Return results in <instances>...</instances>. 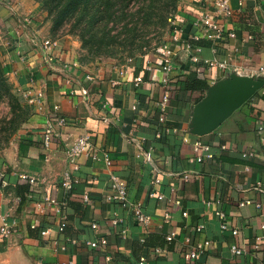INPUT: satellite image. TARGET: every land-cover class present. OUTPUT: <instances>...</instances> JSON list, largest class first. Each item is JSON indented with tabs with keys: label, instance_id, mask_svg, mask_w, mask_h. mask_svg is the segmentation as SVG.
<instances>
[{
	"label": "crops",
	"instance_id": "obj_1",
	"mask_svg": "<svg viewBox=\"0 0 264 264\" xmlns=\"http://www.w3.org/2000/svg\"><path fill=\"white\" fill-rule=\"evenodd\" d=\"M238 1L230 0L228 18L215 12L214 0L182 1L174 15L180 40L171 42L174 55L169 75L174 89L166 119L160 122L157 101L165 85L159 52L134 56L122 64L104 59L82 61L79 39L53 32L41 3L0 0V35L9 42L0 48V60L25 111L0 156V226L3 222L15 225L8 236L0 234V264H137L141 256L144 264H194L185 253L191 244L205 239L210 243L200 257L203 264L264 263V229L260 227L264 223V193L254 188L257 181L264 182V100L260 97L264 84L204 135L191 130L194 106L206 96L207 88L185 89L188 78H205L209 85L232 73L264 78L258 71L264 66V0H243L242 7ZM203 14L213 17L223 32L232 31L236 36L218 40L204 36L193 24L194 18ZM25 17L30 22L22 26ZM171 35L172 30L167 42ZM42 38L57 39L50 50L55 59L51 64L44 61L42 48L34 41ZM193 54L199 63L193 62ZM226 57L230 66L225 70L201 62ZM148 61L150 70L146 69ZM123 65L128 70L121 75ZM137 74L143 81L134 85L132 78ZM24 91L34 99L38 92L43 97L39 102L29 101ZM54 105H59L55 111ZM56 116L64 117L65 124L56 126L49 145L44 146V123ZM83 133L90 135L99 155L109 152L110 169L102 160L66 157V144ZM196 138L210 146L211 159L191 161ZM140 145L153 148L154 163L164 171L158 186L151 185V166L136 156ZM74 164H79L78 170L72 168ZM66 169L71 170L74 183L71 191L61 186ZM109 170L126 181L129 199L140 202L143 210L153 215L150 225H139L129 209L107 199L111 192ZM186 172H193L188 180L183 179ZM20 173L39 180L30 184L19 179ZM152 188L163 194L162 200L148 196ZM85 193L88 201L82 199ZM45 195L63 204L67 222L62 232L57 230L60 215L55 208L36 206ZM175 196L181 198V205L173 202ZM244 198L260 202L261 209L253 204L240 206ZM205 200L212 203L207 205ZM184 208L187 217L181 215ZM218 210L225 214V230L220 228ZM165 212L170 223L161 230L157 225ZM114 218L122 221L113 224ZM32 223L35 229L30 228ZM92 223L97 228L93 229ZM197 225L202 226L200 232L195 230ZM41 228L51 230L41 235ZM232 228L238 229L236 235L230 232ZM171 230L175 236L167 242L164 236ZM260 235V248L254 251L251 245ZM99 238H105L106 245L92 248L86 244V240ZM233 243L244 248L242 255L231 253ZM158 247L164 251L155 253Z\"/></svg>",
	"mask_w": 264,
	"mask_h": 264
},
{
	"label": "built area",
	"instance_id": "obj_2",
	"mask_svg": "<svg viewBox=\"0 0 264 264\" xmlns=\"http://www.w3.org/2000/svg\"><path fill=\"white\" fill-rule=\"evenodd\" d=\"M7 3V4H6ZM5 5L7 7H10L9 3L6 2ZM1 4H3V2H0V6ZM238 4L240 7L243 6V0H239ZM214 6H215V12L219 15H222L224 18H228L231 13H232V8L230 5V0H214ZM28 22H30V19L25 17L23 19L21 23L22 26H25V24H27ZM193 24L195 26H199L202 29L203 35L212 39H222L223 37H229V38H234L236 36L235 32H223L221 30V28L217 25V23L215 22V20L213 19V17H211L210 15H199L198 17H195L193 20ZM171 26H172V35L170 37V42H164L163 44H161V46L159 47V54H160V59H161V68L164 72V77L162 78V82L165 85V90L162 94V96L160 97V99L157 101V107L159 110V121L163 122L166 119V114L168 112V107H169V101H170V93L172 91V89H174L171 85H170V72L172 70V56L174 55V48L172 47L171 42L172 41H178L180 40L179 37V29L175 24V16L174 18L171 20ZM15 33H17V30L15 31ZM195 39L198 38V35L194 37ZM251 36H248L247 39H250ZM35 43L40 44L42 51L44 53V61L48 64H51L55 59L54 56L50 53V50L55 47L57 45V39L55 38H42L40 41L38 39H34ZM9 44V42L7 40H5L3 37H1L0 35V48L2 46H7ZM196 51H200V48L197 47ZM192 60L194 63H199L200 60L198 58V56L196 54H193L191 56ZM131 60V58H128L127 62H129ZM203 66L207 65L209 67L211 66H215L217 68L220 69H227L230 66V62H229V58L226 57L222 60H216V59H202L201 60ZM148 67L146 69L150 70L151 66L150 63L148 61ZM64 67H67V65H64ZM202 67V66H201ZM127 68L125 65L122 66V69L120 70V74L124 75L127 72ZM258 71L264 75V66H260L258 68ZM133 83L134 85H138L139 83H141L143 81V77L140 74L134 75L133 78ZM214 83V81L211 82V84ZM23 96L25 98H27L29 101H37L39 102L41 100V98L43 97V93L42 92H38L34 98L30 97V93L29 91H24L23 92ZM59 108V105H54L53 106V110H57ZM65 124V119L62 116H56L55 120H52L51 118H49L43 126V130H42V143L44 146H48L51 140V135L55 132L56 126H61ZM259 130H263V126L259 125L258 126ZM176 130V129H175ZM174 130V131H175ZM90 135L88 133H83L80 134L76 137H74L70 142H68L66 144V157L73 159L76 157H86L89 158L93 161H99L102 160L105 164V166L110 169L111 165H112V159L111 156L109 154V152L107 151H103L101 153V155L98 154V152L95 151L91 140H90ZM184 141H187V137H183ZM193 152L194 155L191 157V161L193 162H201L203 160L206 159H211L213 157V153L210 150V146L207 143H204L201 139L196 138L193 143ZM136 156L141 158L143 160V162H146L147 164H149L151 166V171L153 172V176L151 179V185L152 186H158L161 183V176L164 174V171H162L157 165H155L154 163V151L153 148H151L150 146L145 148L143 146H138V150L136 153ZM72 168L74 170H78L79 168V164H74L72 166ZM193 172H186L183 174V179L184 180H188L190 174H192ZM109 180L111 182V192L110 194L107 196L108 200L111 201H115L117 203H119L121 206H123L126 209H129L132 214L133 217L135 219V221L141 225V226H148L151 224V222L153 221V215L146 213L140 202H132L129 197H128V191H127V184L126 181L120 176L118 175L116 172L109 170ZM19 179L23 180V181H27L30 184H36L38 182V177L35 175H29V174H25V173H20L19 175ZM73 180L71 178V170L70 169H66L63 174H62V181H61V186L65 188L66 191H71L73 188ZM254 188L262 193H264V182L263 181H257L255 183ZM172 190H174V188H172ZM148 196L155 198L157 201L162 200L163 198V194L161 192H158L156 189L152 188L149 190L148 192ZM84 201H88V194H83V198ZM173 202L177 205H181L182 201L180 197H173ZM205 203L207 205H210L212 203L211 200H205ZM44 204H48L51 205L55 208V213L60 215V220L59 223L57 225V230L62 232L66 226V217L63 215L62 213V207L63 204L59 203L54 197L50 196V195H45L43 197V199L41 201H39L37 203V208H41L43 207ZM254 205V207H256L257 209H261V203L260 202H253L248 198H244L242 200H240L239 205L240 206H244V205ZM216 215L219 217V219L221 220L220 222V228L222 230L227 229V223H226V219H225V214L222 211H216L215 212ZM181 215L182 217H187L188 216V212L187 210L184 208L181 210ZM122 219H118V218H114L111 222L113 224H118L119 222H121ZM170 223V215L168 212H165L163 214V216L161 217V220L159 222V224L157 225L159 228H161V230L163 229V227L165 226V224H169ZM15 227L14 224H8L7 222H3L2 225L0 226V234L4 237L8 236L10 234V232L12 231V228ZM37 226L32 223L30 224V228L35 229ZM91 227L97 228V224L96 223H92ZM260 227L262 229H264V223H262L260 225ZM202 229L201 225H197L195 226V230L197 232H200ZM50 228H41L39 230V233L41 235H46L47 233L50 232ZM230 232L232 233V235H236L238 233V229L237 228H232L230 229ZM121 236H126V229H123L121 231ZM175 236V231L171 230L168 233H166L165 235V240L167 242H170L174 239ZM263 236H256L255 237V241L254 243L251 245V248L254 251H257L260 248L261 242H262ZM107 241L105 238H99V239H91V240H86V244L89 245L92 248H97L100 246H104L106 245ZM185 243L189 244L190 243V239L188 237L185 238ZM210 240L205 239V240H201L199 242H196L195 244H191L188 248V250L185 253V258L187 260H190L192 262H194V264H203L200 261V257L202 255V253L204 252V249L209 245ZM230 250L231 253L235 256H240L244 253V248L236 245L235 243L231 244L230 246ZM162 251H164L163 248H155L154 252L155 253H161ZM145 261V257L141 256L138 260L137 264H144ZM264 264V263H261Z\"/></svg>",
	"mask_w": 264,
	"mask_h": 264
},
{
	"label": "trees",
	"instance_id": "obj_3",
	"mask_svg": "<svg viewBox=\"0 0 264 264\" xmlns=\"http://www.w3.org/2000/svg\"><path fill=\"white\" fill-rule=\"evenodd\" d=\"M34 1L41 3L53 32L69 33L79 39L82 61H95L101 55H114V49L119 46L131 48L136 43L134 35L140 27L146 29L153 23L155 15L165 21L168 14L165 0H138L135 10H132L135 4H131L134 0ZM164 42L167 41L161 44ZM141 46L139 44L137 48H132L130 54L140 50ZM5 73L6 69L0 60V97L8 89ZM208 86L205 78H188L185 82L186 90H204ZM14 97L16 101L19 100L18 96ZM260 97L264 100V94ZM20 107L25 112L21 105ZM20 124L13 127V132Z\"/></svg>",
	"mask_w": 264,
	"mask_h": 264
},
{
	"label": "rangeland",
	"instance_id": "obj_4",
	"mask_svg": "<svg viewBox=\"0 0 264 264\" xmlns=\"http://www.w3.org/2000/svg\"><path fill=\"white\" fill-rule=\"evenodd\" d=\"M165 0L167 2V18L164 21L158 15L153 16L152 24H150L146 29L140 27L136 34L134 35L135 45L131 48L119 46L114 49V55H101L100 59L104 60H112L116 63H124L128 58H131L138 55L144 54H157L159 52V47L163 41L168 40L171 31V20L174 18L173 16L179 10V7L184 0ZM138 0L132 1L131 4H135L132 6V10L137 8ZM170 2V3H169ZM141 46L140 50H136L133 55L131 53L132 48H137ZM130 62V61H129ZM6 80V91L1 94L0 97V156H2L4 149L9 145L10 141H12L14 134L13 127L21 123V120L24 118V112L20 107V101L15 100L14 96H17V92L13 84L11 83L8 75L5 73Z\"/></svg>",
	"mask_w": 264,
	"mask_h": 264
},
{
	"label": "water",
	"instance_id": "obj_5",
	"mask_svg": "<svg viewBox=\"0 0 264 264\" xmlns=\"http://www.w3.org/2000/svg\"><path fill=\"white\" fill-rule=\"evenodd\" d=\"M264 84V78L232 73L218 78L193 109L192 133L204 135L215 130Z\"/></svg>",
	"mask_w": 264,
	"mask_h": 264
}]
</instances>
